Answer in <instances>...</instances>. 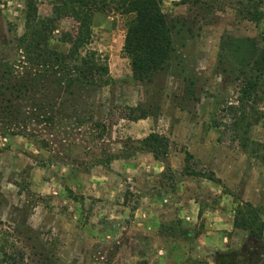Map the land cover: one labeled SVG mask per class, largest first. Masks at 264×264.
<instances>
[{
	"label": "rangeland",
	"instance_id": "obj_1",
	"mask_svg": "<svg viewBox=\"0 0 264 264\" xmlns=\"http://www.w3.org/2000/svg\"><path fill=\"white\" fill-rule=\"evenodd\" d=\"M26 1L0 0V264H264V232L235 227L264 225V0H162L179 55L148 83L131 16L96 13L109 85L28 60ZM60 2L38 5L57 38Z\"/></svg>",
	"mask_w": 264,
	"mask_h": 264
},
{
	"label": "trees",
	"instance_id": "obj_2",
	"mask_svg": "<svg viewBox=\"0 0 264 264\" xmlns=\"http://www.w3.org/2000/svg\"><path fill=\"white\" fill-rule=\"evenodd\" d=\"M39 1L27 0L25 6L22 46L31 63L43 68L70 69L89 85H109L112 78L107 61L98 52L86 48L92 43L94 15L112 11L131 16L127 24L123 54L130 61L135 82H151L172 71L177 65L179 51L163 12L162 0H60L62 15L70 17L76 23V28L71 32H62L59 38L56 36L59 31L56 19L39 14ZM237 42L236 49L245 47V54L251 58V47L244 40ZM236 53L238 52L235 51ZM239 55L245 62L243 55ZM223 59L221 54L219 61ZM254 63L259 72L255 79H260L264 76V51L260 60ZM242 67H246L245 63ZM242 67L238 68V72L244 76ZM145 118L146 115L133 120ZM252 223L247 219H237L235 227L250 232L251 238L260 240L264 225L254 227ZM2 264L8 262L3 260Z\"/></svg>",
	"mask_w": 264,
	"mask_h": 264
}]
</instances>
